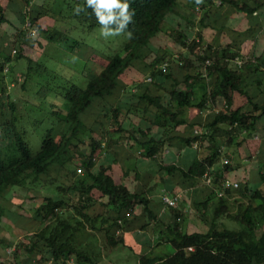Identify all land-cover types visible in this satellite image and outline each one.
<instances>
[{
    "label": "trees",
    "instance_id": "obj_1",
    "mask_svg": "<svg viewBox=\"0 0 264 264\" xmlns=\"http://www.w3.org/2000/svg\"><path fill=\"white\" fill-rule=\"evenodd\" d=\"M26 2L30 4V0ZM129 3L135 13L134 23L128 26L133 36L127 40L123 50L111 55H95L102 64H97V69L92 66L85 69L82 85L69 78H63L62 84L51 85L50 82L45 85L42 82L38 88V98H43L42 103L27 108V112H22L12 96L6 93L4 70L8 67L7 72L14 71V64L6 66L12 58L4 52L0 55V231L8 210V195L13 193V189L34 191L36 198L41 197L40 191L53 192V195H42L43 200L35 208L44 221L43 225L18 242L17 239L11 241L0 235V245H14L12 249L16 260L10 264H100L106 249L119 244L134 249L136 243L133 241L126 244V231L136 226L147 228L149 221L153 220L157 238L162 239L159 244L170 243L173 249L152 248L148 252H138L140 264H264V192L260 188L250 192L248 178H239V187L231 186L236 187L241 196L249 198L245 202L238 198L231 199V187L216 196L226 176H215L213 182L206 185V197L203 200L195 199L197 213L204 215L211 201L210 226L206 230L189 231L183 229L186 214L178 204L170 205V221L166 222L158 216L150 206L151 199L148 197L152 186L144 189L145 186L137 185L131 189L124 181L115 179L110 172L111 164H100L98 170L94 168L96 154L101 148L100 140L93 134L97 129L106 138L104 147L115 144L117 148L118 141H127L128 159L134 157L131 151L135 146L145 156L159 160L156 183L161 186L165 179L163 171L168 174L179 171L193 182L197 177L209 174L208 171L220 157L223 145L220 137L240 145L246 140L242 135L244 132L247 131L249 135L257 132L258 122L264 116V76L255 78L261 88L258 98L249 94L248 87L253 75L264 72V56L254 55L234 66L231 61L234 62L240 53L239 43L223 45L218 39L206 43L200 30L190 40V34L185 30L169 24L172 41L186 48L188 56H196L202 63L198 68L190 57L180 56L179 60L185 61L180 62V70L175 71L171 64L163 63L168 54L174 55L168 44L158 47L152 44L167 31L166 19L169 14L182 16L188 27L193 26L199 17L198 23L204 27L208 26L207 18L217 14L219 23H225V19L233 14L229 5L245 12H252L255 6H252L251 0H243L242 5L232 4L236 3L232 0H221L219 4L216 0H129ZM77 5L85 10L71 16L84 20L89 29L99 26L92 9L86 7L85 0H79ZM182 5L186 6L187 11L182 9ZM197 7L204 10L202 16L190 11ZM39 12L34 16L30 15L28 9L23 13L21 11V20L13 22L6 16L5 7L0 2V23L10 25L7 28L13 40H17V32H25L27 38L33 39L31 29H23L25 21L30 20L43 39H37L36 35L34 37L40 48L46 45L44 40L56 42L62 47L67 33L39 24V15L46 13L43 10ZM78 42L75 40L74 43ZM22 45L19 55L27 59V75H33L36 69L48 73L49 68L37 60V68L34 67L31 56L23 54L24 45L28 48L31 46ZM69 48L71 50L74 46L70 45ZM91 48L88 46L86 57ZM141 60L147 61L146 65L141 62L143 70L137 68ZM129 68L138 69L139 77L124 82L123 75ZM146 72L150 73L149 83L138 82ZM58 78L55 80L59 81ZM134 84L135 88H128ZM122 91H131L127 98L129 101L110 104V108L96 122L86 124L84 115L92 105L109 96L119 97ZM237 92L247 96L250 102L247 108L235 106ZM49 98L55 100L50 104L49 113L55 114L59 123L48 128L40 148L33 151L27 139V123L37 117L34 122L40 121L47 107L43 101ZM62 98L67 99L65 107L62 106ZM221 100L224 102L221 108L212 109L206 115L202 113L210 102L218 105ZM191 109L196 112L193 116L189 115ZM136 115L138 120L134 117ZM126 120L129 121L128 126ZM4 124L13 131L8 145L2 144ZM109 124L116 125L117 131L108 132ZM180 126L186 129H180ZM195 126L199 129L193 132L191 128ZM155 127L163 129L160 135L152 134ZM84 135L90 138L89 151L83 146L87 141ZM205 140L209 141L207 154L201 155L199 150L192 158L182 155L189 160L188 168L178 162H165L162 159V152L167 146L178 149L195 143L202 146ZM114 159L117 160L116 156ZM226 166L230 164L226 163ZM79 169L82 173L78 172ZM123 169L124 175L134 171L135 178H140L141 173L136 166ZM261 170L260 178L264 181V164ZM62 177L69 183H65ZM70 190L77 194V200H70ZM23 196H15L14 202L22 205ZM140 202V214L132 216L136 203ZM95 207L102 209L98 211ZM121 230L124 231L122 234L119 233ZM101 242L105 247H98ZM21 250H25L26 256L22 260L18 256ZM0 264L6 263L0 261Z\"/></svg>",
    "mask_w": 264,
    "mask_h": 264
},
{
    "label": "rangeland",
    "instance_id": "obj_2",
    "mask_svg": "<svg viewBox=\"0 0 264 264\" xmlns=\"http://www.w3.org/2000/svg\"><path fill=\"white\" fill-rule=\"evenodd\" d=\"M25 0H22L21 4L23 3V6L28 5L24 2ZM217 3H221V0H216ZM77 0H47L45 3V9H48V13L52 16H54L53 19L48 17L47 23H45V26L47 27L49 25V28L52 27V29H59L67 33V39H65L64 45L60 47L56 42H47L45 41V44L43 48H40V45H37V39H40L41 36L39 34V30L36 28L35 25L32 23L28 24L29 26L25 25L23 29L27 30L28 28L31 29V32L36 33V36L38 37L36 40L33 37L27 38L24 33L17 32V40L11 39L9 36V30L8 26L9 24L0 23V55L2 52L5 54H9L12 58L10 61L11 63H7L6 66H11L14 64V71L7 72L4 70L5 73V80L7 85V91L8 96H12V99L17 102L18 108L22 112H27V108H33L37 104H41L43 98H38V88L40 85L45 83V85H49L51 82V85L56 83H63L61 80L63 78L65 79H71L75 80L78 84L82 85L83 82V73H85V69L88 66H92L95 69H97V64H102V62L95 57V55H102L103 54H114L116 52H119L123 50V47L125 43L127 42L128 38L126 37V34H121L119 36L114 37H108L105 39L100 35V25L96 26L93 29H89L87 26V23L79 19L78 17L71 16V14H74V7L77 5ZM186 3V1H185ZM25 8V7H24ZM182 9L184 11H187V8L185 5H182ZM39 10L37 9V12ZM42 11V10H41ZM194 11L198 16H202L204 10L197 7ZM40 13V12H39ZM9 17H11L9 15ZM18 19V18H15ZM14 20V19H13ZM167 22H168V29L166 32H163L161 37L157 38L154 43H152L154 46H162L163 44H168V47L170 50L174 52V55L168 54L165 58L164 62H168L171 64V68H173L175 71L180 70V62H184L185 60H179L180 56H188L187 49L181 46L180 44L172 41L171 34L169 30V24L175 26L176 28H180L182 30H185L187 33H190V30L193 31L200 30L202 31V34L205 38L206 43H210L213 40H211V37L213 35V32L208 29V27L203 28L201 27L198 21L200 22L199 17L195 20V23L193 26H189L185 24V20L180 15L176 14H169L167 16ZM208 20V19H207ZM15 22H18L16 20ZM230 25H234L237 23V20L234 18H231L230 21H228ZM8 25V26H7ZM44 26V25H43ZM44 35V33H42ZM10 38V39H9ZM42 39V38H41ZM43 40V39H42ZM75 40H78V44H75ZM82 42V43H80ZM22 44H28V46H31L30 48L25 47L23 54H26L27 56H31L33 65L35 68H37V65L35 61H39L42 65L48 67L49 69L47 72L40 71V70H34L33 75L30 73L27 75L28 71V62L27 59L24 57H20L19 53L22 50L23 45ZM32 44V45H31ZM73 45L74 48L70 50L69 46ZM158 45V46H157ZM88 46H92V48L88 51L87 57L85 56V52L87 51ZM153 47V46H152ZM16 49V51H14ZM153 49V48H152ZM151 49V50H152ZM155 51V50H153ZM244 54V55H243ZM248 54V53H247ZM246 53H239L237 57H235L236 62H232L231 64L236 66L237 64H242L245 59H247ZM256 56V55H255ZM99 57V56H98ZM184 57V58H185ZM193 60V64L200 68L202 66V63L200 62V59L196 56L190 55L188 56ZM148 60H151V58H148ZM147 64V61H139L138 69L143 70L144 66L143 64ZM32 65V66H33ZM135 68H129L125 71L123 75V80L125 81H133L134 78L139 77V71ZM264 71V70H263ZM264 76V72L261 74L253 75L251 77L252 81L250 82V86L248 87L249 94L254 97L258 98L259 96V90L255 88L256 81L255 78H260V76ZM59 77L56 81L55 78ZM149 77L150 73L146 72L145 75H141V78H139L138 82H142L143 84L149 83ZM53 78V80H51ZM64 79V80H65ZM136 80V79H135ZM134 80V81H135ZM53 81V82H52ZM138 82L135 84H138ZM134 85H129V89L135 88ZM124 87V85H123ZM122 87V88H123ZM127 90V88H125ZM123 88V90H125ZM131 91H122L120 93V96H109L107 99H102L97 101L94 105H92L86 114L84 115V119L87 125L93 124L97 121V119L100 117L101 114L104 113L105 110L110 108V104L114 103L115 105L118 104V102H126L129 101L127 98L130 97ZM261 93V91H260ZM1 94V92H0ZM7 95V94H6ZM236 101L235 106H241L243 108H247L250 105V102L246 95H243L241 93H236ZM7 98V96H5ZM55 98V97H54ZM4 99V97H3ZM56 100H58L56 98ZM52 101H55L53 98H49V100H44V104L47 106L44 108V112L42 113L40 117V121L34 122L36 119H33V122L29 121L27 123V139L31 144V148L33 151H37L40 146L42 139L45 137L47 130L50 126H54L55 124L59 123L57 116L55 114L49 113L50 111V104ZM63 105L66 106L65 103L67 102L66 98H62ZM61 103V102H60ZM6 104V103H5ZM224 105V102L221 100L218 102V105H214V103L210 102L206 108L202 110L203 114H208L212 111V109H218L221 108ZM7 106V105H5ZM37 107V106H36ZM196 112H194L192 109L190 110L189 115L193 116ZM135 119L138 120L137 115L134 116ZM105 120H108L106 117H104ZM262 121H260L259 125H263V129L261 130L264 134V116ZM109 122V121H108ZM128 126L129 121H125ZM108 126V132L111 131H117L115 130L116 125L109 124ZM4 128V141L2 144L8 145L7 143L10 142L13 138V131L12 129L7 126H3ZM180 129H186L184 126H180ZM199 129V127H193L191 128L194 132L196 129ZM261 128V127H260ZM161 127H155L152 131V134L160 135L162 132ZM247 132V131H246ZM244 132L242 135L247 136V133ZM114 134V132H112ZM117 133V132H116ZM115 133V135H116ZM95 138L97 140H100L101 142V148H99L97 154H96V165L95 169L98 170L100 164H111L112 165V174L115 176V179L117 181H124L128 184V186L131 189H135L137 185H142L141 187L146 186L150 187L151 191L148 192V197L151 199L150 206L159 214L158 216L167 221L171 220V214L169 213L170 206L166 204L164 197L169 194H179V200L178 205L181 206L186 214V218L184 221L183 229L184 230H206L210 226L211 222V216H212V206L211 201L209 206L207 207L206 215L202 214L201 212L197 213V208L195 204V199L203 200L206 196V185L208 184L207 178L205 176L197 177L196 180L190 181L189 179L185 178L183 174L179 171H175L174 173L168 174L166 171H163L162 174L164 176V182L163 186L156 183V178L158 177L157 174H159V160H154L150 157L145 156L143 151L135 149V146L132 147L131 153H133L134 157H127V154L129 152L127 141L123 142L118 141V147H114V145L108 147L105 146V139L98 133V129L93 132ZM127 134V133H126ZM90 135V134H89ZM89 135H84L85 138H87L86 142L83 146L86 147V149L90 150V138ZM109 135H111L109 133ZM251 135V134H250ZM248 133V136H250ZM253 135V134H252ZM254 138V137H253ZM252 137H249V139L244 140L240 143V145L236 142H229L227 141V138L220 137V142H222V148L220 152L219 159L215 162V164L210 168L208 171V175H211L212 180L215 176H226V179H231L233 181H238L239 178L246 177L247 184L249 185L250 192L255 191L256 188H260L262 192H264V181L260 178L262 176V166L264 164V137L262 139L259 138V136H255L259 144L256 145V140ZM123 144V147H122ZM127 146H126V145ZM209 144V141L205 140L202 142V146L200 143H195L193 146H187L182 149L178 148H169L168 146L165 147L164 151L162 152V159L165 162H178L179 164L185 166L188 168L189 160L184 159L183 156H186L188 158H192L196 155L197 151H201V155L207 154V146ZM250 144V145H249ZM263 144V146H261ZM248 145V146H247ZM133 146V145H132ZM5 147V146H4ZM260 149H259V148ZM118 150V152H117ZM117 153V154H116ZM183 155V156H182ZM116 156V159L115 158ZM114 159V160H113ZM79 161V160H78ZM133 161V162H132ZM135 161V162H134ZM226 163L230 164V166H226ZM254 163V166H253ZM259 164L261 167H259ZM133 166H136V168L139 169L141 175L139 179L135 178V172L131 171L129 175H124V169L125 167L132 168ZM82 170V169H81ZM78 172H81L80 169ZM158 172V173H157ZM157 173V174H156ZM238 177V178H237ZM62 180L65 181V183H69L66 178L62 177ZM211 180V182H213ZM224 180V181H225ZM223 181V182H224ZM239 182V181H238ZM240 183V182H239ZM217 186V185H215ZM240 185H237L239 187ZM155 187V188H154ZM227 190L226 186H222L220 189V193H216L217 195H220L222 193H225ZM231 193H232V200H235V198H238L242 201L247 202L249 198H244L240 195L238 189L236 187H231ZM24 195L22 200V205H19L14 202L13 198L18 195ZM53 195V192L50 190H43L40 191L41 197H34L35 193L34 191H29L25 189L16 188L13 189V193L11 192L8 195L9 203L7 204V213L4 217L3 227L0 231L1 236L7 237L9 240H13L18 242V240H21L22 238H26V236L29 233H34L38 230L39 227H41L44 223L42 220V217L39 213L36 212V206L40 204V202L43 200L42 195ZM69 195L72 196V199L70 200H77V194H74L71 190L69 191ZM11 200V201H10ZM99 206V205H98ZM142 204L136 203L134 210L131 212V215H137L141 212ZM98 208V209H97ZM96 210H101L100 207H95ZM135 218V217H134ZM227 224L230 225L228 220L225 219ZM231 226V225H230ZM259 231L261 230V223L258 225ZM124 231H120L119 233L122 234ZM157 230L154 228V221L150 220L149 225L147 228H141L139 226L134 227L131 231H126V244L131 243L132 241L135 244V248L132 249L129 245H123L119 244L114 248H111L109 250L106 249L104 251V255L101 258L100 264H140L139 258L140 255L138 252H148L152 248L153 249H163L167 248L169 251H171L173 248L170 243L166 244H159L162 239L157 238ZM13 246H2L0 245V250L2 253V256L0 258V261L6 264H10L11 262H14L16 260V257L14 256V250L12 249ZM98 247H105L103 243L101 242V245L99 244ZM160 249V250H161ZM13 250V251H11ZM20 259L22 260L25 258V250H21L18 254ZM18 257V258H19Z\"/></svg>",
    "mask_w": 264,
    "mask_h": 264
},
{
    "label": "crops",
    "instance_id": "obj_3",
    "mask_svg": "<svg viewBox=\"0 0 264 264\" xmlns=\"http://www.w3.org/2000/svg\"><path fill=\"white\" fill-rule=\"evenodd\" d=\"M232 1L236 2L232 4H236V5L243 4V0H232ZM262 1L251 0L252 6H255L252 12H245L242 11L241 9H235V6L229 5L230 9L233 10V14H231L229 17L225 19V23H219L218 21L219 14H217L209 19L207 18L208 26H204L203 28L208 27V29H210L213 32V35L211 37V40L213 41H215V39H218L221 41L223 45H229L232 42L239 43L237 45L239 47V51L241 53H246V54L248 53L247 54L248 58L254 57V55L264 56V1L263 2ZM0 2L5 7L6 16L9 17L10 15L11 17L9 18L13 22H15L16 20H18L19 22V20H21V15H22L20 12L22 11L23 13L27 9L30 10V15H34V16L37 15V13L41 10L46 12V13L42 12L39 15V19H38V23L41 24L42 26L44 25V27H46L45 23L49 21L48 17H50L51 19L54 18V16L48 13V9H45V5H46L45 3L47 2V0H30V4L27 3L25 0L24 2L29 7H27L26 5L23 6V3L21 4L22 0H0ZM259 2H261V4L257 7V4ZM227 4L228 3L225 4L224 9L227 6ZM35 7L40 10L37 12V9ZM231 18L237 20V23L232 26L228 22L231 20ZM27 23L28 20L25 21V25H27ZM47 27H49V25ZM234 36H236V38H234ZM254 83H255V88L259 90V94H260L261 88L259 87L256 81H254ZM262 120L263 119H260V121ZM260 121L258 122L257 132L254 135H250V136H248V133L246 132L247 136L244 135L246 139H249V137L252 138L254 137L253 139L257 141L255 136H259L260 139L264 137V134L261 131L263 129V125L262 124L259 125ZM257 144H259L258 141L256 142V145ZM263 144H261V146H263ZM259 167H261L260 164Z\"/></svg>",
    "mask_w": 264,
    "mask_h": 264
},
{
    "label": "clouds",
    "instance_id": "obj_4",
    "mask_svg": "<svg viewBox=\"0 0 264 264\" xmlns=\"http://www.w3.org/2000/svg\"><path fill=\"white\" fill-rule=\"evenodd\" d=\"M85 5L87 8L92 9L96 20L100 25V35L102 37L107 39L108 37L126 34L128 39L132 38L133 33L129 30L128 26L130 23H134L133 17L135 13L134 10L131 9L129 0H85ZM84 10L85 9L81 6H76L73 9L74 13L77 15ZM187 34H190L189 39L191 40L195 36L196 31H193L192 27V32L190 30V33ZM32 35L35 37L36 33L33 32ZM186 51L188 52V50ZM234 61L236 62V59ZM166 64L167 62L165 65ZM149 79L151 78L149 77ZM207 176L208 174L205 175V177Z\"/></svg>",
    "mask_w": 264,
    "mask_h": 264
},
{
    "label": "built area",
    "instance_id": "obj_5",
    "mask_svg": "<svg viewBox=\"0 0 264 264\" xmlns=\"http://www.w3.org/2000/svg\"><path fill=\"white\" fill-rule=\"evenodd\" d=\"M31 22L30 21H28V24H30ZM29 26V25H28ZM14 51H16V49H14ZM8 69V67H6V70ZM196 131H198V129H196ZM208 178H207V181L210 183L211 182V180H212V177L210 176V175H208L207 176ZM223 185L224 186H226V187H231L232 185H234V186H237L238 185V182L237 181H233V180H229V179H227V180H225L224 182H223ZM178 198H179V194H175V195H166L165 197H164V200H165V202H166V204H168L169 206L170 205H176L177 204V200H178ZM192 248V247H191Z\"/></svg>",
    "mask_w": 264,
    "mask_h": 264
}]
</instances>
